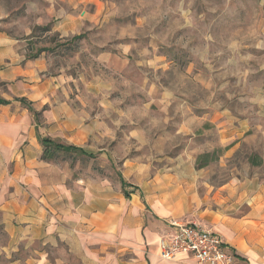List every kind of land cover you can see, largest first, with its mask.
<instances>
[{
    "label": "rangeland",
    "instance_id": "1",
    "mask_svg": "<svg viewBox=\"0 0 264 264\" xmlns=\"http://www.w3.org/2000/svg\"><path fill=\"white\" fill-rule=\"evenodd\" d=\"M100 2L0 0V32L17 46L15 63L6 59L0 70L25 62L37 70L33 78L0 81V96L12 100L22 81L42 88L31 102L37 134L20 102L7 106L11 121H22L24 157L33 158L23 188L68 190L88 211L111 202L126 209L118 172L125 191L166 211L180 208L190 187L264 185L258 0L253 7L241 0ZM37 135L94 157L58 152L42 159ZM213 152L216 159L198 168L197 157ZM253 155L259 166L249 164ZM183 218L158 220L168 228Z\"/></svg>",
    "mask_w": 264,
    "mask_h": 264
},
{
    "label": "crops",
    "instance_id": "2",
    "mask_svg": "<svg viewBox=\"0 0 264 264\" xmlns=\"http://www.w3.org/2000/svg\"><path fill=\"white\" fill-rule=\"evenodd\" d=\"M16 49L15 41L0 32V65L6 59L15 63ZM14 65L0 70V81L33 78L37 73L35 63ZM16 89L12 100L0 96L9 101L0 104V264H196L185 252L169 260L159 257V241L170 227L164 228L158 218L168 214L183 215L185 222L218 233L235 256L232 264H264L262 184L248 188L250 182L230 181L202 192L190 187L180 208L166 211L148 209L135 194H123L129 202L126 209L111 202L105 209L88 211L85 200L77 201L68 190L24 189L28 178L24 166L33 158L24 157L22 121H11L7 106L12 101L22 104L21 98L31 106L42 88L22 81ZM22 105L37 134V121ZM78 205L81 208L75 209Z\"/></svg>",
    "mask_w": 264,
    "mask_h": 264
},
{
    "label": "built area",
    "instance_id": "3",
    "mask_svg": "<svg viewBox=\"0 0 264 264\" xmlns=\"http://www.w3.org/2000/svg\"><path fill=\"white\" fill-rule=\"evenodd\" d=\"M170 230L159 241V257L169 260L185 252L196 264H232L234 254L221 236L196 222L171 221Z\"/></svg>",
    "mask_w": 264,
    "mask_h": 264
},
{
    "label": "trees",
    "instance_id": "4",
    "mask_svg": "<svg viewBox=\"0 0 264 264\" xmlns=\"http://www.w3.org/2000/svg\"><path fill=\"white\" fill-rule=\"evenodd\" d=\"M38 53L39 52L32 54V55H26L25 58L26 59H33V58L38 56ZM19 100L22 102V104H24L28 108V110L32 113L34 119L37 121L38 120V112L34 111L32 109V107L30 106V104L26 103L23 98H21ZM8 103H9L8 100L0 97V104L6 105ZM38 139H39V142L43 148L41 158L45 159V160L52 159L54 157V154L58 153V152L75 153V154L82 155V156L87 157V158H93L94 157V155L92 153H89V152L85 151L83 148L72 145V144L61 143L57 140H54V139H51L48 137H41L39 135H38ZM215 159H216V156H215L214 152L213 153H203V154L199 155L196 159L197 167L198 168L204 167L209 162H211ZM248 162L251 166H259L262 161L256 155H253L252 157H250L248 159ZM116 174H117L118 180L120 182V186H121V189H122L124 196L129 197L130 193L125 191V188L127 186H129L128 183L125 182V180L122 178L120 173L117 172Z\"/></svg>",
    "mask_w": 264,
    "mask_h": 264
},
{
    "label": "clouds",
    "instance_id": "5",
    "mask_svg": "<svg viewBox=\"0 0 264 264\" xmlns=\"http://www.w3.org/2000/svg\"><path fill=\"white\" fill-rule=\"evenodd\" d=\"M247 3L250 7H253L256 3V0H241V7H244V4ZM259 6L261 9H264V0H258Z\"/></svg>",
    "mask_w": 264,
    "mask_h": 264
}]
</instances>
